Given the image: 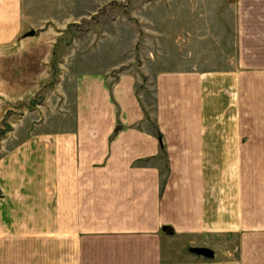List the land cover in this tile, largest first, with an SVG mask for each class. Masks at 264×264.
Returning a JSON list of instances; mask_svg holds the SVG:
<instances>
[{"label":"crops","instance_id":"1","mask_svg":"<svg viewBox=\"0 0 264 264\" xmlns=\"http://www.w3.org/2000/svg\"><path fill=\"white\" fill-rule=\"evenodd\" d=\"M73 1L0 0V264H264V0L106 30L27 109Z\"/></svg>","mask_w":264,"mask_h":264},{"label":"rangeland","instance_id":"2","mask_svg":"<svg viewBox=\"0 0 264 264\" xmlns=\"http://www.w3.org/2000/svg\"><path fill=\"white\" fill-rule=\"evenodd\" d=\"M73 2L63 5L61 16L58 17L59 21L56 22L55 28L60 29L61 33H56L54 57L53 50L50 53L47 52L49 56L45 68L47 83L41 86L37 96L27 103V109L35 108L37 103L43 102L47 97L46 94L53 91V85L58 86V77L61 75L64 78L69 67L74 69L86 67L85 54L87 55L88 47L92 44H101L106 30L110 36L119 28L127 32L140 30L141 36L137 49L142 50L143 44L155 41L156 44H154H158L161 54L166 55V35L168 30L171 31L172 26L168 23L167 15L171 19L174 14L180 23L183 8L186 12L189 9L187 7L189 5L183 0H76ZM214 7L213 3H208L206 6L198 5V12L208 9L210 16H213ZM178 26L180 25H177L175 29ZM49 38L53 39L54 36ZM125 38L128 44L130 37L125 36ZM88 55L92 57L91 52ZM59 60H61L60 66L57 63ZM139 61L140 59L137 60ZM88 62H91V58ZM5 106L1 107V110ZM3 121L7 122L6 117ZM3 137L4 133L0 132V139Z\"/></svg>","mask_w":264,"mask_h":264},{"label":"water","instance_id":"3","mask_svg":"<svg viewBox=\"0 0 264 264\" xmlns=\"http://www.w3.org/2000/svg\"><path fill=\"white\" fill-rule=\"evenodd\" d=\"M33 34H35V31H34V30H31V31L29 32V35H33Z\"/></svg>","mask_w":264,"mask_h":264}]
</instances>
